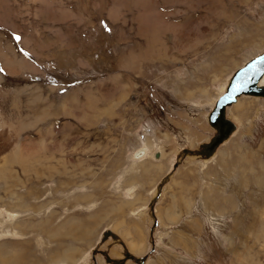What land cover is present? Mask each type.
Segmentation results:
<instances>
[{
  "label": "rangeland",
  "instance_id": "obj_1",
  "mask_svg": "<svg viewBox=\"0 0 264 264\" xmlns=\"http://www.w3.org/2000/svg\"><path fill=\"white\" fill-rule=\"evenodd\" d=\"M262 50L264 0H0V110L25 152L0 164V264H264V95L227 103L207 161L184 151Z\"/></svg>",
  "mask_w": 264,
  "mask_h": 264
},
{
  "label": "water",
  "instance_id": "obj_2",
  "mask_svg": "<svg viewBox=\"0 0 264 264\" xmlns=\"http://www.w3.org/2000/svg\"><path fill=\"white\" fill-rule=\"evenodd\" d=\"M264 74V50L253 55L242 65L236 68L225 87V90L214 101L213 108L208 112L207 119L209 123L217 130L212 133L208 140L201 143V147L196 149L199 153L210 154L216 145L236 127V122L226 115V105L236 99V95L241 92L249 94L264 95V83H260V78ZM185 152H193L194 148H185ZM159 154L158 151L155 152ZM135 256L125 252L120 258H113V261L124 262L125 258ZM140 256L139 261L143 260ZM138 260V259H137Z\"/></svg>",
  "mask_w": 264,
  "mask_h": 264
},
{
  "label": "bare ground",
  "instance_id": "obj_3",
  "mask_svg": "<svg viewBox=\"0 0 264 264\" xmlns=\"http://www.w3.org/2000/svg\"><path fill=\"white\" fill-rule=\"evenodd\" d=\"M260 83H264V74L262 75V77L260 78ZM243 92H241L240 94H242ZM240 94H237L236 95V99L235 100H233L232 102H231V105L232 104H234L236 101H237V99H238V97H240V96H243V95H240ZM41 95V94H40ZM255 97V96H254ZM257 97H259V96H257ZM261 98H263L264 99V96H262ZM227 107H228V105H227ZM235 110H239V106H236V108H235ZM40 112H42V111H40ZM37 113V112H36ZM37 115V114H36ZM39 115V114H38ZM37 115V116H38ZM45 119V114H44V112H42L41 113V115L39 116V117H36V119H35V124L38 122V121H40V120H44ZM19 125V124H18ZM17 124H13V125H9L8 123H7V121H5L4 120V116H3V113H2V111L0 110V164L2 165L3 164V166H5L4 165V163H8V162H10L11 160H14V159H16V160H18V159H20V158H23L24 156H25V152H23L22 153V151H23V147H22V145H20L19 143H18V132H19V130H20V126H18ZM237 127V126H236ZM235 127V128H236ZM215 131L217 130L215 127H212ZM234 128V129H235ZM233 129V130H234ZM233 130H231L230 131V133L228 134V135H226L217 145H216V147H215V149L213 150V152L212 153H210V154H207V153H205V152H198L197 150H194L193 152H190V153H186V154H188L187 156H201L203 159H204V161H207V159H209L210 158V156H212V155H214L217 151H218V146H220L222 143H224V141L225 140H227L229 137H230V135H231V133H232V131ZM233 134V133H232ZM42 140V139H41ZM44 140L41 142V145H43L44 144ZM29 145H30V143H28ZM33 144H35V143H33ZM39 144V143H38ZM201 145V144H200ZM30 147H31V145H30ZM201 147V146H200ZM200 147H198V148H200ZM218 147V148H217ZM32 148V147H31ZM42 148V147H41ZM33 149V148H32ZM23 154V155H22ZM140 154L141 153H137V156H136V158H138L139 156H140ZM42 158V157H41ZM44 160V159H43ZM15 161V160H14ZM209 161V160H208ZM13 162V161H12ZM8 165H10V164H8ZM6 166H7V164H6ZM1 167V166H0ZM38 167V166H37ZM1 169V168H0ZM49 171V170H48ZM5 172V171H4ZM42 176V175H41ZM67 181V180H66ZM68 182V181H67ZM132 246L134 247V244H132ZM125 253V252H124ZM130 253V252H129ZM130 258H133V259H135V256H129ZM145 259V258H144ZM118 262V261H117Z\"/></svg>",
  "mask_w": 264,
  "mask_h": 264
},
{
  "label": "crops",
  "instance_id": "obj_4",
  "mask_svg": "<svg viewBox=\"0 0 264 264\" xmlns=\"http://www.w3.org/2000/svg\"><path fill=\"white\" fill-rule=\"evenodd\" d=\"M140 155H142V154H140ZM134 156V155H133ZM134 158H136V156L134 157ZM150 159V162L152 163V164H149L148 163V160ZM134 162H136V164H137V168H138V170L143 174V173H145V172H148V171H152V172H158L159 170H157L158 168L160 169L161 168V166L160 165H157V160L155 159H152L151 157H149V156H145L144 158L143 157H141V158H136V161L135 160H133ZM159 163V162H158ZM139 165H140V167H139ZM154 165V166H153ZM11 215H16V214H10V216ZM18 216V215H17ZM33 217V216H32ZM94 217V216H93ZM51 217L49 216L47 219H50ZM31 225H39L40 223H38L37 221L35 222V223H30ZM51 223L50 222H48V224L46 225V226H41V228L43 229V230H45V231H47L50 235H51V231L53 230V229H59V228H63L65 231H67V232H73L76 236H81V237H87V227L86 226H83V227H81V225H80V223H75V224H73V225H70V222L69 223H64V222H62L61 224H59L58 226H52V225H50ZM24 225V222H16L15 223V226L16 227H18V228H21V229H23L22 228V226ZM53 232V231H52ZM11 250H13V249H11ZM56 250H52V249H50V251H49V254H48V258H47V260L45 261V263H43V264H58V260L56 259V260H54V257H55V254H56ZM2 253V250H0V254ZM66 253H68V250L66 251V250H64V251H62V258L63 257H65V256H67V254ZM58 257H60V255H58V254H56V258H58ZM1 258H3L4 260H6V261H8V262H15V261H22L21 263H25L24 262V257H23V255L20 253V252H18V251H16V252H14V251H12V253H11V256L10 257H8V258H5V255H2L1 256ZM53 258V259H52Z\"/></svg>",
  "mask_w": 264,
  "mask_h": 264
},
{
  "label": "snow or ice",
  "instance_id": "obj_5",
  "mask_svg": "<svg viewBox=\"0 0 264 264\" xmlns=\"http://www.w3.org/2000/svg\"><path fill=\"white\" fill-rule=\"evenodd\" d=\"M103 24V21L101 22ZM13 38L17 41H19L21 39V37L19 35L13 34ZM3 69H0V72H2Z\"/></svg>",
  "mask_w": 264,
  "mask_h": 264
}]
</instances>
